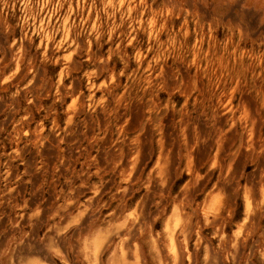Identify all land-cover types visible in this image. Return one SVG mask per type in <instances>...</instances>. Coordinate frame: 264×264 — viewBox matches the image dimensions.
I'll list each match as a JSON object with an SVG mask.
<instances>
[{"label": "clouds", "instance_id": "9594fccd", "mask_svg": "<svg viewBox=\"0 0 264 264\" xmlns=\"http://www.w3.org/2000/svg\"><path fill=\"white\" fill-rule=\"evenodd\" d=\"M256 128L264 0H0V264H264Z\"/></svg>", "mask_w": 264, "mask_h": 264}, {"label": "rangeland", "instance_id": "374dc122", "mask_svg": "<svg viewBox=\"0 0 264 264\" xmlns=\"http://www.w3.org/2000/svg\"><path fill=\"white\" fill-rule=\"evenodd\" d=\"M195 42V41H194ZM50 126V125H49ZM249 137L255 135L257 137H264V128H256V129H249L248 133ZM234 138V137H233ZM159 146H160V133L155 131V128L150 130L149 132L145 133V154H148L149 148L151 149V158L147 159L144 163L143 168L141 171H151V168L154 166L155 162L159 160ZM219 146V140L214 142V145L211 148H202L197 153V159L200 162H203L208 159L209 156L215 157L216 150ZM183 142L181 144L177 145V152L179 153L182 150ZM246 151V149H245ZM231 155V152L229 151L227 154L223 156L224 159H228ZM131 158L129 157V160ZM184 165L187 166V160L185 159L183 161ZM219 173H217V176ZM185 176H187V173H185ZM115 182H118V178L115 179Z\"/></svg>", "mask_w": 264, "mask_h": 264}, {"label": "built area", "instance_id": "2783aa9c", "mask_svg": "<svg viewBox=\"0 0 264 264\" xmlns=\"http://www.w3.org/2000/svg\"><path fill=\"white\" fill-rule=\"evenodd\" d=\"M104 146H107V148H104V149L110 150L108 144H105ZM84 149H85V154H87L89 151H91V154L95 155V151L91 150L86 143L84 145ZM68 164L71 165L72 169L79 171L84 166V155H82L80 151L74 149L72 152H70L68 154V156L66 158L65 167H67ZM117 178L118 177L115 175H110L109 177H106V179L109 180L110 184L117 183V182H115V179H117ZM45 179H47V181L49 182V181L54 180V177L52 175H49ZM94 180H95V178H93V181Z\"/></svg>", "mask_w": 264, "mask_h": 264}, {"label": "crops", "instance_id": "0c3cea01", "mask_svg": "<svg viewBox=\"0 0 264 264\" xmlns=\"http://www.w3.org/2000/svg\"><path fill=\"white\" fill-rule=\"evenodd\" d=\"M104 148H107V146H104ZM23 168V166H21V169ZM46 177H40V179H45ZM53 181V180H52ZM52 181H49V186L51 187L52 186ZM4 211L6 212V213H8V214H12L11 213V209H8V208H5L4 209ZM7 220H8V217L6 216L5 217V221H4V223H5V225L7 224Z\"/></svg>", "mask_w": 264, "mask_h": 264}]
</instances>
